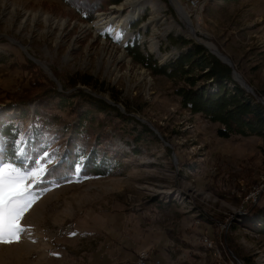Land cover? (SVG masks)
<instances>
[{
  "label": "rangeland",
  "instance_id": "374dc122",
  "mask_svg": "<svg viewBox=\"0 0 264 264\" xmlns=\"http://www.w3.org/2000/svg\"><path fill=\"white\" fill-rule=\"evenodd\" d=\"M194 1L196 9L186 0H0V120L26 110L22 132L57 138L59 153L78 118L43 92L79 90L113 106L124 123L133 120L124 124L108 112L87 125L83 140L121 162L106 177L59 184L52 163L33 160L34 168L50 170L35 185L38 198L22 220L19 243L0 244V264H136L146 251L152 264H264V236L247 213L264 199V143L219 138L217 125L181 107L173 83L152 76L126 50L137 43L162 65L180 51L173 39L205 45L264 102V0ZM173 4L188 14L195 39ZM134 8L116 33L95 31L99 15L120 19ZM28 13L38 19L23 21ZM84 74L119 92L122 102L113 105L107 91L65 88L67 76ZM21 92L36 95L11 105ZM53 116L59 125H39Z\"/></svg>",
  "mask_w": 264,
  "mask_h": 264
},
{
  "label": "trees",
  "instance_id": "16d2710c",
  "mask_svg": "<svg viewBox=\"0 0 264 264\" xmlns=\"http://www.w3.org/2000/svg\"><path fill=\"white\" fill-rule=\"evenodd\" d=\"M118 2L119 0H108V5ZM83 9L87 11L86 7ZM171 45L180 51L177 52L174 59L162 65L156 63L152 56H148V54L144 56L137 43L130 47L126 46V50L134 63L136 62L147 69L152 76L164 77L173 83L174 93L179 99L181 107L188 113L200 115L211 124L217 125L219 138L258 137L264 143V105L233 80L231 68L221 63L203 46L184 38L171 40ZM64 83L67 90L87 87L94 91H107L110 102L115 106L122 102L119 92L106 89L104 84H99L91 76L85 74L67 76ZM43 93L54 101L57 110L67 109L78 118V126L71 128L66 141L63 142L66 148L59 153V147L56 145L57 138L48 136L41 130H34L29 134L23 133V123L28 118V112L21 110L17 115L6 116L0 120V163L2 166L11 165L32 169L35 160L40 163V160L44 158V163H52L51 171L57 172L59 184L72 181L76 177L80 179L103 178L122 169L121 162L117 158L109 159L103 154V151L101 152L98 148L100 143L93 145L88 137H85L86 141L83 140V136L87 133V125L94 123L96 115L108 112L117 113L113 106L101 100H95L79 90L77 93L67 96L56 93L55 90ZM35 95L34 92L33 94L21 92L13 97L11 105L23 106ZM75 100L80 101L72 104ZM79 102H82L84 107L81 108ZM11 109L7 108L5 113ZM127 112L130 113L129 110ZM117 118L123 123L126 120L119 113H117ZM129 120L125 123H133V120ZM42 124L48 129L49 126L59 125L60 118L53 116L46 123L39 125ZM47 129L45 128L46 132H48ZM143 129L146 132L144 137L148 134L151 135L148 129ZM97 141L99 140L97 139ZM46 153L50 154L49 159H45ZM78 167L79 171H77ZM247 213L256 217L259 223L256 230L264 236V199L256 207L250 206Z\"/></svg>",
  "mask_w": 264,
  "mask_h": 264
},
{
  "label": "snow or ice",
  "instance_id": "6c2138e0",
  "mask_svg": "<svg viewBox=\"0 0 264 264\" xmlns=\"http://www.w3.org/2000/svg\"><path fill=\"white\" fill-rule=\"evenodd\" d=\"M49 158L50 154L46 153L45 159ZM49 170L43 164L32 169L0 166V244L19 243L26 230L22 220L38 198L35 185Z\"/></svg>",
  "mask_w": 264,
  "mask_h": 264
},
{
  "label": "bare ground",
  "instance_id": "6f19581e",
  "mask_svg": "<svg viewBox=\"0 0 264 264\" xmlns=\"http://www.w3.org/2000/svg\"><path fill=\"white\" fill-rule=\"evenodd\" d=\"M130 2H128L127 4H129ZM132 6V4H130ZM174 7L176 8L177 12H178V15L181 17V19H183L186 24L188 25V28H190V34L188 35V38L189 39H195L194 38V32H192V29H191V21H190V18L188 17V14L185 13V11L179 7L177 4H173ZM135 6V5H133ZM137 8H134V10H132V13L130 15H127V16H124L123 18H120V19H117V17H115L114 15H109V16H103V15H99L98 16V19L96 20V22L94 23L95 24V31L97 33H101V32H104V31H107V29L109 27H112L113 28V32L116 33L118 27L120 26H123L124 24H128L129 23V19L131 17H134L135 13L137 12ZM12 12L14 13L15 12V9L12 8ZM38 14H30L28 13L27 14V17L25 16L23 18V21H27V20H30L32 22L36 21L38 19ZM29 17V18H28ZM42 19L44 22H46L47 24L51 22V18L48 16V15H44L42 16ZM52 25H57V22L53 21L52 20ZM64 24V23H63ZM62 24V25H63ZM113 25V26H112ZM110 29V28H109ZM210 49V48H209ZM213 51V50H212ZM121 57V55H120ZM31 59V58H30ZM38 63V61H37ZM42 66V65H41ZM141 253H145V252H140L138 253V257H141ZM263 264V263H262Z\"/></svg>",
  "mask_w": 264,
  "mask_h": 264
},
{
  "label": "water",
  "instance_id": "95a60500",
  "mask_svg": "<svg viewBox=\"0 0 264 264\" xmlns=\"http://www.w3.org/2000/svg\"><path fill=\"white\" fill-rule=\"evenodd\" d=\"M194 42H195V41H194ZM195 44L201 45V46H203L205 49L209 50V48H208L207 46H205V45L199 44V43H197V42H195ZM209 52H210V54L213 55L215 58H218V60H219L221 63L227 65V66L230 67V68H232V66H231V64H230V62H229V60H228L226 57H224L223 55L219 54V53H218L217 51H215V50H213V51H210V50H209ZM232 76H233V79H235L234 81L237 82V83H238L243 89H245L247 92H251V91L249 90V88L245 85L244 81L241 80L240 76H239L238 74H236V72L233 71V70H232ZM258 100L261 102V104L264 105V102H262L260 99H258Z\"/></svg>",
  "mask_w": 264,
  "mask_h": 264
},
{
  "label": "built area",
  "instance_id": "2783aa9c",
  "mask_svg": "<svg viewBox=\"0 0 264 264\" xmlns=\"http://www.w3.org/2000/svg\"><path fill=\"white\" fill-rule=\"evenodd\" d=\"M186 2L188 4H190V6H192V8L196 9L197 8V2L194 0H186ZM136 264H152V262L150 261L149 258V254L147 253V251L145 253H141V257L137 258V262ZM154 264H158V262H155Z\"/></svg>",
  "mask_w": 264,
  "mask_h": 264
}]
</instances>
